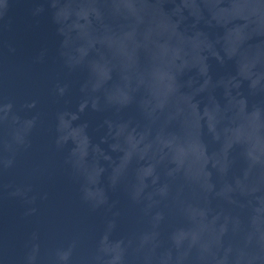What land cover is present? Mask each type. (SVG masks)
<instances>
[{
	"label": "water",
	"instance_id": "obj_1",
	"mask_svg": "<svg viewBox=\"0 0 264 264\" xmlns=\"http://www.w3.org/2000/svg\"><path fill=\"white\" fill-rule=\"evenodd\" d=\"M0 179L119 264H264V0H0Z\"/></svg>",
	"mask_w": 264,
	"mask_h": 264
}]
</instances>
